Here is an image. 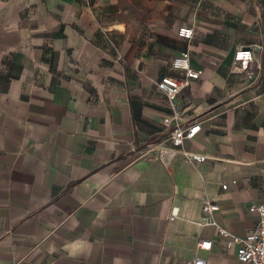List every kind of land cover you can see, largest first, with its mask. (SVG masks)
Returning a JSON list of instances; mask_svg holds the SVG:
<instances>
[{
    "label": "crops",
    "instance_id": "obj_1",
    "mask_svg": "<svg viewBox=\"0 0 264 264\" xmlns=\"http://www.w3.org/2000/svg\"><path fill=\"white\" fill-rule=\"evenodd\" d=\"M187 49L202 74L171 102L157 83ZM175 113L203 121L184 148L204 163L146 154ZM208 198L231 232L256 227L264 0H0V264H245L201 223Z\"/></svg>",
    "mask_w": 264,
    "mask_h": 264
},
{
    "label": "built area",
    "instance_id": "obj_2",
    "mask_svg": "<svg viewBox=\"0 0 264 264\" xmlns=\"http://www.w3.org/2000/svg\"><path fill=\"white\" fill-rule=\"evenodd\" d=\"M195 31L192 26H182L179 28V35L192 39ZM254 59L251 48L240 47L236 50L234 60L239 62V68L247 70ZM171 68L178 72L177 75H165L158 83V87L167 98L174 102L183 89L189 87L194 80L201 77L202 70L196 69L191 64V54L189 50H184L171 62ZM164 124L169 128V138L164 142L149 145L146 154L153 159L162 161L169 165L177 157H181L187 163L199 165L208 159V155L192 150H186L184 143L191 140L203 130V121L195 120L183 122L179 114H173L164 118ZM223 189L228 188V184H222ZM220 209V204L215 199L208 198L202 206L203 225H214L217 228V240L224 243L227 247L236 246L238 259L245 264H264V202L255 203L250 206L251 212L258 214V222L254 229L246 235H238L231 232L226 227L220 225L214 217V212ZM177 210H173L171 218H175ZM212 240L199 242L202 248L210 249ZM188 264H208L202 257H195Z\"/></svg>",
    "mask_w": 264,
    "mask_h": 264
},
{
    "label": "clouds",
    "instance_id": "obj_3",
    "mask_svg": "<svg viewBox=\"0 0 264 264\" xmlns=\"http://www.w3.org/2000/svg\"><path fill=\"white\" fill-rule=\"evenodd\" d=\"M69 254L70 255H74L75 253L74 252H70ZM114 264H122L121 258H119V257L114 258Z\"/></svg>",
    "mask_w": 264,
    "mask_h": 264
},
{
    "label": "water",
    "instance_id": "obj_4",
    "mask_svg": "<svg viewBox=\"0 0 264 264\" xmlns=\"http://www.w3.org/2000/svg\"><path fill=\"white\" fill-rule=\"evenodd\" d=\"M246 48H251L252 50L254 49V47H253V46H250V47H246Z\"/></svg>",
    "mask_w": 264,
    "mask_h": 264
}]
</instances>
